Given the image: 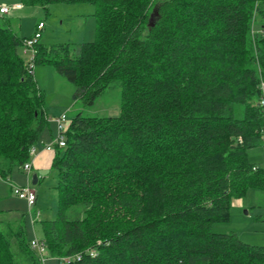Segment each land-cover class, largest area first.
<instances>
[{"label":"trees","instance_id":"obj_1","mask_svg":"<svg viewBox=\"0 0 264 264\" xmlns=\"http://www.w3.org/2000/svg\"><path fill=\"white\" fill-rule=\"evenodd\" d=\"M97 5L96 38L37 44L93 105L122 90L117 116L70 118L54 148L57 217L43 222L48 255L78 264H264V246L220 233L232 200L264 190L248 150L264 144V0H19ZM256 27L259 30H256ZM0 13V177L32 158L44 96ZM81 216L71 219L70 210ZM11 225V226H10ZM0 225V264H42L24 224ZM16 247L18 250H14ZM95 253L92 255L90 251Z\"/></svg>","mask_w":264,"mask_h":264},{"label":"rangeland","instance_id":"obj_2","mask_svg":"<svg viewBox=\"0 0 264 264\" xmlns=\"http://www.w3.org/2000/svg\"><path fill=\"white\" fill-rule=\"evenodd\" d=\"M9 6L19 0H0ZM97 5L84 3H51L43 5H23L18 11L11 10L7 16L11 27L22 38L34 36L37 24L45 22L41 43L48 47L70 44L79 50L84 42L96 38ZM256 30H259L256 27ZM19 54L26 63L32 59L33 50L24 44L18 48ZM34 79L44 96V107L48 114L49 124L45 126L41 137L34 145L35 150L43 149L58 134L55 117L67 113L69 118L82 111L87 115L117 116L121 112L122 90L119 85L109 87L93 105H85L83 99H75L77 85L59 73L50 63H36ZM52 132V134H51ZM54 150V149H53ZM51 150L55 153V151ZM35 155V154H34ZM32 155V157L34 156ZM250 161L264 168V144L248 150ZM50 164L35 168L28 174L23 168L15 167L6 177H0V225L7 233L10 224H24L29 241L45 236L43 222L57 217L59 207V171ZM39 181L33 184V176ZM30 184L37 191V202L30 206L27 199L19 198L13 193V186ZM79 211L70 210L69 217H80ZM10 225V226H9ZM9 226V227H8ZM215 232H236L240 238L250 244L264 246V190L251 188L241 198H234L231 206L230 220L215 222ZM14 250H18L14 247ZM41 263L42 258L38 255ZM44 264H61L55 256H46Z\"/></svg>","mask_w":264,"mask_h":264},{"label":"built area","instance_id":"obj_3","mask_svg":"<svg viewBox=\"0 0 264 264\" xmlns=\"http://www.w3.org/2000/svg\"><path fill=\"white\" fill-rule=\"evenodd\" d=\"M22 4L15 3L11 6L1 3L0 2V13L2 14H8L11 10H16L22 8ZM45 28V22L40 21L37 24L36 31L33 37L31 38H25L23 40V44L26 48H30L33 50L32 59L28 63V71L29 73L34 74L35 69V57L37 53V44L41 40L43 35V30ZM264 87V83H263ZM264 105V98L261 102ZM56 124H57V131L58 134L56 137H53V140L50 143H46L45 147L48 150H53L56 146L64 147L66 145V137H67V131L70 126V118L67 115V113H63L60 116H57L54 118ZM35 152V148L32 150V155ZM28 174L31 173L32 170V162L28 161L26 162L22 167ZM13 193L18 196L19 198H25L27 199L29 205L32 207L37 202V191L28 184L27 186L19 187V186H13ZM30 246L32 249H34L37 254L42 258V264H44L45 257L48 256V247L46 242L43 239L35 238L30 241ZM90 253L93 255L95 252L92 250ZM81 258V255L76 256H63L59 257L61 260V264H78L76 263Z\"/></svg>","mask_w":264,"mask_h":264},{"label":"crops","instance_id":"obj_4","mask_svg":"<svg viewBox=\"0 0 264 264\" xmlns=\"http://www.w3.org/2000/svg\"><path fill=\"white\" fill-rule=\"evenodd\" d=\"M18 10L19 9H16L14 11H18ZM40 42H41V40H40ZM35 67H36V65H35ZM34 74H35V69H34ZM48 121H49V119H48ZM51 134H52V132H51ZM34 154H33L34 156L30 160L32 162V170H34L35 168L38 169L40 167H43L47 163L50 164L51 161L53 160L54 156H55V153L52 152L51 150L46 149V147H44L43 149H41L39 151L35 150ZM37 177H38V175H37ZM38 181H39V177L37 179V182ZM37 182H36V184H37Z\"/></svg>","mask_w":264,"mask_h":264},{"label":"water","instance_id":"obj_5","mask_svg":"<svg viewBox=\"0 0 264 264\" xmlns=\"http://www.w3.org/2000/svg\"><path fill=\"white\" fill-rule=\"evenodd\" d=\"M37 179H38L37 175H34V176H33V184H36Z\"/></svg>","mask_w":264,"mask_h":264}]
</instances>
